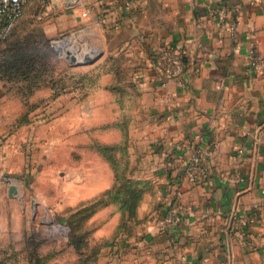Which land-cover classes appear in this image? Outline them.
<instances>
[{"label":"crops","instance_id":"obj_1","mask_svg":"<svg viewBox=\"0 0 264 264\" xmlns=\"http://www.w3.org/2000/svg\"><path fill=\"white\" fill-rule=\"evenodd\" d=\"M40 13L51 22L46 36L138 15L124 28L142 32V67L128 107L135 174L148 184L138 216L151 212L152 220L121 240L115 264H264V0H49ZM219 13L236 21L234 32ZM172 48L185 50L187 75L183 83L162 84L157 60ZM93 96L107 110L112 104L105 90L100 101ZM93 116L86 108L84 123H99ZM111 117L106 112L101 123ZM12 122L11 104L3 106L0 174L23 163ZM195 150L204 155L206 175L190 182L182 174ZM84 172L91 173V190L108 186L109 177L93 179L91 162ZM5 195L0 191L1 230ZM170 211L176 224H162Z\"/></svg>","mask_w":264,"mask_h":264},{"label":"rangeland","instance_id":"obj_2","mask_svg":"<svg viewBox=\"0 0 264 264\" xmlns=\"http://www.w3.org/2000/svg\"><path fill=\"white\" fill-rule=\"evenodd\" d=\"M47 1L27 0L0 43V114L11 104L13 149L23 162L0 174L6 192L0 264H115L121 240L143 233L152 220L151 212L138 216L148 184L135 174L128 107L142 67V32L124 29L143 11L122 13L128 20L109 26L80 24L46 36L51 22L40 9ZM84 53L93 59L81 61ZM102 90L111 97L108 110L90 98L100 101ZM91 106L99 123L85 124ZM106 112L112 117L101 123ZM86 162L98 184L109 177L108 186L89 188ZM10 185L16 193L7 196Z\"/></svg>","mask_w":264,"mask_h":264},{"label":"built area","instance_id":"obj_3","mask_svg":"<svg viewBox=\"0 0 264 264\" xmlns=\"http://www.w3.org/2000/svg\"><path fill=\"white\" fill-rule=\"evenodd\" d=\"M27 0H0V43L5 40L16 23L24 13ZM124 5L128 6V2L124 1ZM83 15H87L88 11L84 10ZM222 25L234 32L236 29V21L226 19L222 13L218 14ZM187 54L185 50L172 48L165 50L159 55L157 63L162 75V84L167 81L174 80L177 83H183L187 75ZM260 60L253 58L252 65H258ZM241 151V150H239ZM206 175V165L204 162V155L199 151H193L185 162L182 177L190 182H196ZM177 222L174 211L168 212L163 218L162 224L174 225Z\"/></svg>","mask_w":264,"mask_h":264},{"label":"water","instance_id":"obj_4","mask_svg":"<svg viewBox=\"0 0 264 264\" xmlns=\"http://www.w3.org/2000/svg\"><path fill=\"white\" fill-rule=\"evenodd\" d=\"M93 59V57H85V58H83L81 61H83V62H86V61H90V60H92ZM13 193H16V189L14 188V186L13 185H10L9 186V194H13Z\"/></svg>","mask_w":264,"mask_h":264},{"label":"bare ground","instance_id":"obj_5","mask_svg":"<svg viewBox=\"0 0 264 264\" xmlns=\"http://www.w3.org/2000/svg\"><path fill=\"white\" fill-rule=\"evenodd\" d=\"M71 55H73V57H75L74 54L71 53ZM88 56H90V55L84 53L83 56H82V59L85 58V57H88Z\"/></svg>","mask_w":264,"mask_h":264},{"label":"trees","instance_id":"obj_6","mask_svg":"<svg viewBox=\"0 0 264 264\" xmlns=\"http://www.w3.org/2000/svg\"><path fill=\"white\" fill-rule=\"evenodd\" d=\"M198 181V180H197Z\"/></svg>","mask_w":264,"mask_h":264}]
</instances>
